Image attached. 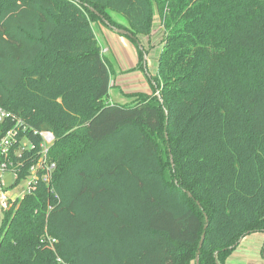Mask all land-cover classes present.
<instances>
[{"label": "trees", "instance_id": "1", "mask_svg": "<svg viewBox=\"0 0 264 264\" xmlns=\"http://www.w3.org/2000/svg\"><path fill=\"white\" fill-rule=\"evenodd\" d=\"M100 26L136 45L151 93L110 100ZM0 106L15 117L0 141L20 119L35 144L11 147V187L39 158L36 130L54 133L56 163L3 210L0 264H196L205 231L200 264H226L264 232V0H0Z\"/></svg>", "mask_w": 264, "mask_h": 264}, {"label": "built area", "instance_id": "2", "mask_svg": "<svg viewBox=\"0 0 264 264\" xmlns=\"http://www.w3.org/2000/svg\"><path fill=\"white\" fill-rule=\"evenodd\" d=\"M109 52V47H103L102 53L107 54ZM111 87L117 85L116 79H112L110 83ZM9 120H15L13 114L6 110L4 107L0 106V124L6 123ZM22 120L16 121V126L7 130L6 134L2 137L0 141V151L1 154L5 156V159L0 161V172L3 179V174L6 172H13L15 175V180L19 177V164H15L13 160L10 159V150L14 144H19L18 154L24 150L35 149V144L28 140L27 136L24 135L21 138L19 137V132L26 131L27 126L23 124ZM42 138L40 155L37 162L31 167V173L24 179L28 181L27 189L24 192L23 196L27 193H31L37 188L38 183L51 182L54 170L56 169V163L51 160L50 157V148L55 142V135L52 131L44 130L34 132ZM6 185L2 182V193L0 195V202L2 209H8L14 201L18 198L15 195H10L9 189H4ZM23 196L19 197L22 198ZM56 239L50 238V243L54 244Z\"/></svg>", "mask_w": 264, "mask_h": 264}, {"label": "crops", "instance_id": "3", "mask_svg": "<svg viewBox=\"0 0 264 264\" xmlns=\"http://www.w3.org/2000/svg\"><path fill=\"white\" fill-rule=\"evenodd\" d=\"M99 28L102 45L104 47H109L108 53H111L112 58H114L117 62V70L119 71V75L115 77L117 82L116 86L119 87V90H117L116 93H111L110 100L123 102L126 100L123 96L124 94H130L137 91L151 93V84L149 83V81L145 80L144 82V80L141 79L143 77H140V71L137 70L129 72L138 64L139 55L137 58L135 56H129V65L127 63L125 64V57L122 55L123 50L129 48V45L132 46L134 50H136L135 44L127 36H123L114 31L113 29L106 28L104 26H100ZM109 41H111L112 45L109 43ZM142 42L145 46L146 44L143 39ZM145 48L147 50L149 49L147 46H145ZM135 52V54L137 55V51ZM131 76H133L138 81L136 82V84L134 79L130 78ZM137 83L139 84L137 85ZM11 186L12 185L5 186L4 189H8ZM1 218H3V214ZM252 235L249 234L245 238H243L241 243L233 250L231 255L227 258L226 264H264V257L262 255L263 244L259 246L261 249L260 256L256 257L255 255L251 254L252 249L250 250L249 242L252 240L250 237ZM191 264L195 263L193 262Z\"/></svg>", "mask_w": 264, "mask_h": 264}, {"label": "rangeland", "instance_id": "4", "mask_svg": "<svg viewBox=\"0 0 264 264\" xmlns=\"http://www.w3.org/2000/svg\"><path fill=\"white\" fill-rule=\"evenodd\" d=\"M117 14V13H115ZM117 16L119 18H122V19H125L123 16H120L117 14ZM101 23H98V25H100ZM106 27V26H104ZM108 28V27H106ZM98 35L100 36V31H98ZM165 37H166V31L163 27V24H162V21H161V17L158 13L155 14L154 16V28H153V31L150 35H146L145 37H143V41L145 42V46H147L149 48V54H147L148 56V60H147V70L149 73L151 74H155L157 72V68H158V57H159V54H160V51L162 49V47L164 46L165 42ZM101 40V39H100ZM109 43L112 45L111 41H109ZM135 49L129 45V48H126L123 50L122 52V55L125 57V64L127 63L128 65L130 64L129 62V56H135L136 58L138 57V48L136 47L135 45ZM137 51V55L135 54ZM109 55H111V53H109ZM116 68L118 65H116ZM125 66V65H123ZM138 70V69H137ZM137 70H130L129 72L131 71H137ZM140 71V77L142 76L145 82V80L149 81L148 80V73L145 71V70H138ZM129 72H125V73H129ZM127 75V74H126ZM130 78H133L134 81H135V84L136 82H138L133 76H131ZM139 83H137L138 85ZM136 85V86H137ZM135 86V87H136ZM117 90H119V87H113L112 90H111V93H116ZM2 182H4V184L6 186H9V185H13L14 182H15V175L13 172H6L5 174H3V179L1 177V172H0V195L2 193ZM28 185V181L27 180H22L17 186L15 187H9V191H10V195H15L17 198L23 196L24 192L26 191V187ZM1 200V199H0ZM3 214V209L1 207V202H0V225H1V222H2V216ZM253 234V235H252ZM250 236L251 237V241L249 242V247H250V250L252 249V255H255L256 257L260 256V245L263 244V241H264V232H255V233H252ZM256 248V249H255Z\"/></svg>", "mask_w": 264, "mask_h": 264}, {"label": "water", "instance_id": "5", "mask_svg": "<svg viewBox=\"0 0 264 264\" xmlns=\"http://www.w3.org/2000/svg\"><path fill=\"white\" fill-rule=\"evenodd\" d=\"M91 10L94 11V12H96L98 15H100V13L97 12V11L95 10V8L92 7ZM107 23L109 24L108 21H107ZM115 29H116L117 31L123 33V34H130L129 31H127V30H125V29H120V28H117V27H115ZM141 47H143V46L141 45ZM147 60H148V56H147V54L145 53V66L147 65ZM158 96H159V98L161 99V95L159 94ZM171 161H172V164L174 165V159H173L172 156H171ZM190 196H192V194H190ZM207 220H208V217H207ZM207 226H208V223H207V225L205 226V230H206ZM205 237H206V231L203 233V235H202V239H201V241H200L199 251H198V253H197V258H196V264H200V252H201V248H202V246H203V243H204ZM242 240H243V238H241L240 241H239L238 243H240ZM238 243H236L235 245H233V246H231V247L233 248V247L237 246Z\"/></svg>", "mask_w": 264, "mask_h": 264}]
</instances>
